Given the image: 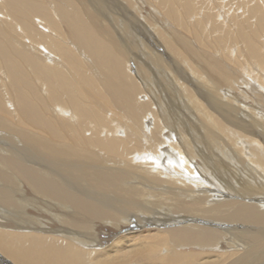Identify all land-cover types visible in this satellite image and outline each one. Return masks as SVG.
I'll list each match as a JSON object with an SVG mask.
<instances>
[{
  "label": "bare ground",
  "instance_id": "bare-ground-1",
  "mask_svg": "<svg viewBox=\"0 0 264 264\" xmlns=\"http://www.w3.org/2000/svg\"><path fill=\"white\" fill-rule=\"evenodd\" d=\"M1 207L0 264H264V0H0Z\"/></svg>",
  "mask_w": 264,
  "mask_h": 264
},
{
  "label": "rangeland",
  "instance_id": "rangeland-1",
  "mask_svg": "<svg viewBox=\"0 0 264 264\" xmlns=\"http://www.w3.org/2000/svg\"><path fill=\"white\" fill-rule=\"evenodd\" d=\"M132 27H134V28H139L140 26L139 25H133ZM136 48V47H135ZM146 61H148V59L146 60ZM151 62V61H150ZM162 81H161V84H163L164 83V81H163V79H161ZM243 81L246 83H248L249 82V80L247 79V77L245 78H243ZM148 85H150V84H148ZM163 85H166L165 83L163 84ZM248 85V84H247ZM247 85L245 86V85H241V88L242 89H246L247 88ZM240 86V85H239ZM163 88V90L165 91L164 93H163V96H165V99H164V101H165V103L167 104H169L170 106H172L171 108L174 110V112H175V117H176V119L178 120V118H179V121L181 122L182 120V122H181V124L182 125H189V126H191V127H195L194 129H195V131H196V133H197V130H198V128H197V126L195 125V123L194 122H192V119H190V116L188 115V116H185V115H187V112L185 111V106H184V104L183 103H179L180 101L178 100V94L176 93V92H173V91H171L169 88H164V87H162ZM170 92H169V91ZM173 98H172V97ZM167 98V99H166ZM167 100V101H166ZM174 107H175V109H174ZM225 109V108H224ZM179 111V112H178ZM225 111H226V109H225ZM182 112V113H181ZM168 114V113H167ZM181 117H180V116ZM169 116V115H168ZM183 117V118H182ZM182 118V119H181ZM188 120H189V122H188ZM200 134V133H199ZM211 148H213V147H211ZM200 149H202V150H204V155L205 154H210L211 152L214 154L215 152H213V150L212 149H209L207 146H205V148H204V145L201 143L200 144ZM215 149V148H214ZM210 152V153H209ZM205 159V158H204ZM45 164V163H44ZM21 176V175H20ZM37 181H39V180H35L34 182H32V185H34V186H38V187H36L37 188V190L39 189V187H44V188H47V184L44 182V183H42L41 185L37 182ZM0 210H3V211H1L4 215H9V210L7 209V208H4V207H1L0 208ZM5 212V213H4ZM7 213V214H6ZM176 227H173L172 225H170V224H168V226H165L164 228H163V230L165 229V231L166 230H173V229H175ZM1 260V259H0ZM2 261V260H1Z\"/></svg>",
  "mask_w": 264,
  "mask_h": 264
}]
</instances>
